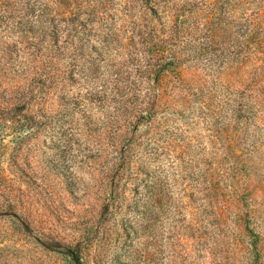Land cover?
I'll use <instances>...</instances> for the list:
<instances>
[{"label":"rangeland","instance_id":"rangeland-1","mask_svg":"<svg viewBox=\"0 0 264 264\" xmlns=\"http://www.w3.org/2000/svg\"><path fill=\"white\" fill-rule=\"evenodd\" d=\"M0 264H264V0H0Z\"/></svg>","mask_w":264,"mask_h":264}]
</instances>
